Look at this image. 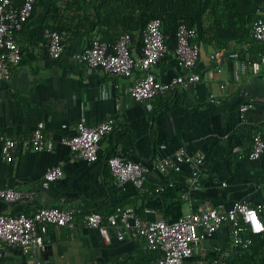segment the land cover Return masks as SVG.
Here are the masks:
<instances>
[{
	"label": "crops",
	"instance_id": "0c3cea01",
	"mask_svg": "<svg viewBox=\"0 0 264 264\" xmlns=\"http://www.w3.org/2000/svg\"><path fill=\"white\" fill-rule=\"evenodd\" d=\"M51 4L52 0H36L31 18L16 34L22 58L13 66L11 79L0 84V135L18 142L12 161L3 157L0 142V187L24 194L15 202L0 199V212L30 214L43 206H77L107 214L118 205H132L141 212L156 209L163 216L169 200L154 193L142 195L131 183L117 182L107 158L120 153L130 160L152 162L158 156L174 155L181 147L188 153L203 151L206 155L202 175L192 188H187L190 166L184 163L179 172L184 185L181 197L191 190L182 197L183 214L203 199L226 206L240 199L264 201V154L257 161L240 157L250 151L257 129L264 134V66L255 73L247 63L259 60L262 45L251 34L244 42L231 40L223 47L203 43L194 67L200 81L159 93L151 103H140L129 94L133 78L104 74L75 60L74 55L97 37L98 27L89 36L68 37L62 57H49L43 27L54 23ZM77 14L85 15L82 10ZM219 52L224 54L221 62L211 58ZM230 52L239 53L238 65L228 57ZM153 72L168 81L187 70L178 65L172 50ZM140 74L139 70L134 73L135 77ZM247 101L252 107L241 113L240 107ZM111 116L117 123L102 140L96 161L76 158L60 142L78 123L96 125ZM38 125L54 137L53 151L32 149L30 137ZM59 162L63 163V177L47 181L44 173ZM165 175L152 169L146 187H156ZM228 244L223 228L201 242L185 264H214L216 248ZM2 255L5 264H27L26 256L13 247H4ZM154 256L138 235L129 232L123 240L113 236L107 241L97 229L80 221L74 230L50 226L41 252L45 264H154Z\"/></svg>",
	"mask_w": 264,
	"mask_h": 264
},
{
	"label": "built area",
	"instance_id": "2783aa9c",
	"mask_svg": "<svg viewBox=\"0 0 264 264\" xmlns=\"http://www.w3.org/2000/svg\"><path fill=\"white\" fill-rule=\"evenodd\" d=\"M35 2L36 0H24L21 5H17L13 0H0V84L11 79L13 66L22 58L16 34L31 18ZM43 33L49 57L54 60L61 58L66 51L68 34L50 27H46ZM251 36L262 45L259 60L247 62L251 70L257 73L264 66V14L253 22ZM197 37L195 28H190L185 23L180 24L174 54L178 65L187 72L168 81L158 79L153 72V68L169 52L160 18L150 20L143 30V44L139 53L135 50L131 33L123 32L114 43L100 40L98 37L93 38L90 45L74 57L77 62L104 74L133 78L129 88L132 99L140 103H151L159 93L177 87L185 88L201 80V75L194 70L202 47ZM223 55L222 52L214 53L211 58L221 62ZM228 57L235 59L236 65L239 64L238 52H230ZM241 65L242 68L247 66L246 63ZM136 70L141 74L135 77ZM250 107L252 102H244L240 112H246ZM116 123L114 116L96 125L80 122L75 131L62 137L60 142L66 145L76 158L94 162L98 159L102 140L113 132ZM0 142L3 157L12 161L17 140L1 134ZM30 144L35 151L51 152L55 139L46 133L42 125H38L31 133ZM263 154L264 134L262 130L257 129L252 135L250 151L240 157L255 161ZM205 159L203 151L188 153L181 147L174 155L158 156L152 162L130 160L117 153L107 158V167L117 182H129L143 195L152 193L146 187L152 169L164 174L171 171L179 173L184 163L192 170L187 187L192 188L202 175ZM63 175V163L59 162L46 170L44 178L54 182L60 180ZM173 186L174 181L171 180L167 187ZM165 188L160 182L156 191H163ZM190 193L191 190L187 189L182 197H187ZM23 197L24 194L20 190L0 187V199L15 202ZM79 221L87 227L97 229L107 241L113 236L123 240L129 232L142 237L148 251L159 253L154 264H185L201 242L225 228L229 244L226 248H216L217 256L213 261L214 264H225L237 249L250 250L256 237L264 232V201L240 199L226 206L223 203H214L211 199H203L197 203L194 210L171 222L160 216L156 209L145 208L141 212L132 205H118L107 214L96 210L83 211L77 206H43L30 214L23 211L0 212V255L4 247L10 246L26 256L27 264H45L41 252L45 247L49 227L74 230Z\"/></svg>",
	"mask_w": 264,
	"mask_h": 264
},
{
	"label": "trees",
	"instance_id": "16d2710c",
	"mask_svg": "<svg viewBox=\"0 0 264 264\" xmlns=\"http://www.w3.org/2000/svg\"><path fill=\"white\" fill-rule=\"evenodd\" d=\"M13 1L17 5L24 2ZM80 10L85 15H78ZM50 12L55 16L54 23L47 22L43 30L50 27L65 31L72 38L89 36L98 27L97 37L110 43L116 42L121 33L129 32L139 52L146 25L150 20L160 18L169 51H174L177 30L182 23L197 30L201 45L216 43L223 47L231 40H248L253 22L264 14V0H52ZM182 177L180 173L171 171L161 182L166 186L163 191H156L157 186L149 189L162 200H169L163 209V217L169 222L183 214L184 199L180 192L184 187L180 183ZM171 180L174 186L167 187ZM149 252L154 253L155 258L159 255L154 251ZM257 263L264 264V232L256 237L250 250L237 249L225 262Z\"/></svg>",
	"mask_w": 264,
	"mask_h": 264
},
{
	"label": "water",
	"instance_id": "95a60500",
	"mask_svg": "<svg viewBox=\"0 0 264 264\" xmlns=\"http://www.w3.org/2000/svg\"><path fill=\"white\" fill-rule=\"evenodd\" d=\"M4 253V252H3ZM4 255V254H3ZM0 256V264H5V261H4V256ZM189 258H191V257H189ZM189 258H187V259H189Z\"/></svg>",
	"mask_w": 264,
	"mask_h": 264
}]
</instances>
